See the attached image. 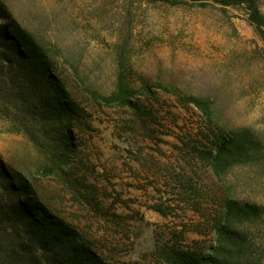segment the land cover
Returning <instances> with one entry per match:
<instances>
[{"label":"rangeland","instance_id":"obj_1","mask_svg":"<svg viewBox=\"0 0 264 264\" xmlns=\"http://www.w3.org/2000/svg\"><path fill=\"white\" fill-rule=\"evenodd\" d=\"M248 4L264 18V0H0V26L36 44L76 105L57 114L50 85L0 34V160L103 264L207 253L223 198L264 207V42ZM120 78L129 105L98 97ZM186 95L207 100L210 118ZM229 129L257 148L219 177L207 156ZM4 183L0 264H55L25 243L12 215L24 195ZM243 229L244 263L264 264V211Z\"/></svg>","mask_w":264,"mask_h":264},{"label":"trees","instance_id":"obj_2","mask_svg":"<svg viewBox=\"0 0 264 264\" xmlns=\"http://www.w3.org/2000/svg\"><path fill=\"white\" fill-rule=\"evenodd\" d=\"M249 8V21L254 24L260 38L264 42V18L253 4ZM0 34L9 41L10 50L27 63L34 77L43 83H48L56 97L54 109L57 114L73 113L76 105L69 100L67 91L61 81L49 72L45 55L38 49L19 28L0 26ZM99 98L107 103L118 102L121 105L131 103L132 89L120 78L117 91ZM183 101L194 104L210 118V108L207 100L194 95L183 96ZM54 114V112H53ZM66 130V126H63ZM67 136L66 134H64ZM64 154L69 151L65 141ZM257 148L250 131L247 129H229L215 135L212 150L207 159L217 176L224 174L230 167L244 163ZM0 179L5 183L1 186L5 191H18L24 198L17 200L12 215L21 221H26L25 243L36 246V251L45 256L49 252L55 254V264H103L100 258L90 248L78 239L74 228L62 219L50 213L37 199L30 183L21 174L10 175L0 160ZM264 207L256 203L241 201L232 197L223 198L218 216L214 219L213 244L207 253L187 248H163L161 253L167 264H245L248 253L251 254V242L244 226L263 214Z\"/></svg>","mask_w":264,"mask_h":264}]
</instances>
